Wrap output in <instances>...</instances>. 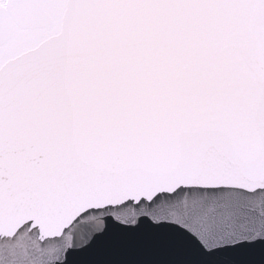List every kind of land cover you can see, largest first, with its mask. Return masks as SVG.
I'll list each match as a JSON object with an SVG mask.
<instances>
[{"label": "snow or ice", "instance_id": "6c2138e0", "mask_svg": "<svg viewBox=\"0 0 264 264\" xmlns=\"http://www.w3.org/2000/svg\"><path fill=\"white\" fill-rule=\"evenodd\" d=\"M92 253L264 264V0H0V264Z\"/></svg>", "mask_w": 264, "mask_h": 264}, {"label": "water", "instance_id": "95a60500", "mask_svg": "<svg viewBox=\"0 0 264 264\" xmlns=\"http://www.w3.org/2000/svg\"><path fill=\"white\" fill-rule=\"evenodd\" d=\"M104 258H106V256H104L101 253H92V254H89L87 256L73 255V256L69 257L71 264H85V261L104 259ZM164 258L180 259L182 257L176 255V256H170V257H164ZM252 258L258 260L259 259V253L254 254Z\"/></svg>", "mask_w": 264, "mask_h": 264}]
</instances>
